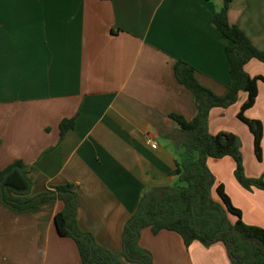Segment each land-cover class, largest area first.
<instances>
[{"label":"crops","instance_id":"obj_1","mask_svg":"<svg viewBox=\"0 0 264 264\" xmlns=\"http://www.w3.org/2000/svg\"><path fill=\"white\" fill-rule=\"evenodd\" d=\"M223 2L0 0V170L15 161L27 165L32 196L72 185L80 229L119 255L142 195L175 187L171 172L186 158L183 134L169 116L191 121L197 109L174 77L175 63L190 65L217 96L230 86L229 42L212 23ZM227 16L264 52V0H233ZM245 71L264 78L256 60ZM245 100L242 93L229 108L211 110L208 128L211 135L234 134L252 153V135L237 118ZM244 115L263 126L262 161L245 174L264 177V83ZM72 119L74 128L60 140V123ZM207 166L216 180L213 195L222 185L242 222L264 229V192L241 188L230 158L209 159ZM62 209L51 201L17 211L0 191V264H80L74 241L54 226ZM139 244L153 264H231L222 243L186 247L173 232L145 229Z\"/></svg>","mask_w":264,"mask_h":264},{"label":"trees","instance_id":"obj_2","mask_svg":"<svg viewBox=\"0 0 264 264\" xmlns=\"http://www.w3.org/2000/svg\"><path fill=\"white\" fill-rule=\"evenodd\" d=\"M232 1L224 0L221 10L212 19L215 29L229 42L225 56L230 86L224 96H217L199 84L190 65L183 61L175 63L174 77L191 93L197 109L191 121L181 115L169 116L177 123L184 138L181 147L186 158L182 163H176L171 172L180 185L154 187L142 195L136 212L124 227L119 255L99 246L91 234L80 229L77 194L72 185L58 186L32 196L31 169L22 161H15L0 170L3 202L17 211L37 209L51 201L63 203V209L54 217V226L59 237L74 241L80 264H153L151 253L139 244L145 229H150L154 235L162 231L173 232L182 238L186 247L193 242L204 247L222 243L231 264H264V229L242 222L241 211L232 205L222 185L213 195L216 180L207 166L209 159L230 158L235 165L237 184L249 192H264V177L249 178L245 174L239 139L227 132L211 135L208 128L211 110L227 109L239 100L240 94H246L237 118L248 128L254 155L262 161V123L247 119L244 113L255 105L258 83H264L263 77L249 76L245 66L252 60L264 64V52L257 50L239 28L229 24L227 15ZM74 125V119L60 123V140Z\"/></svg>","mask_w":264,"mask_h":264},{"label":"rangeland","instance_id":"obj_3","mask_svg":"<svg viewBox=\"0 0 264 264\" xmlns=\"http://www.w3.org/2000/svg\"><path fill=\"white\" fill-rule=\"evenodd\" d=\"M241 153L243 156V160L245 161V163H244L245 170L247 169V171H250L251 169H253V165H252L253 161H254V164L257 166H258V164H260V161H258L254 155L253 148H252V153H249L247 151L245 143L242 144ZM262 166H264V165H262ZM178 185H180V183L177 181L175 187Z\"/></svg>","mask_w":264,"mask_h":264},{"label":"built area","instance_id":"obj_4","mask_svg":"<svg viewBox=\"0 0 264 264\" xmlns=\"http://www.w3.org/2000/svg\"><path fill=\"white\" fill-rule=\"evenodd\" d=\"M151 147H152L153 149H155V148H156V145H155L154 143H151Z\"/></svg>","mask_w":264,"mask_h":264}]
</instances>
